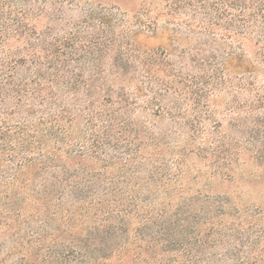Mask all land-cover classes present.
<instances>
[{"label":"trees","instance_id":"16d2710c","mask_svg":"<svg viewBox=\"0 0 264 264\" xmlns=\"http://www.w3.org/2000/svg\"><path fill=\"white\" fill-rule=\"evenodd\" d=\"M86 1L0 0V264H264V198L212 183L243 154L182 106L264 74V0Z\"/></svg>","mask_w":264,"mask_h":264},{"label":"rangeland","instance_id":"374dc122","mask_svg":"<svg viewBox=\"0 0 264 264\" xmlns=\"http://www.w3.org/2000/svg\"><path fill=\"white\" fill-rule=\"evenodd\" d=\"M79 1H81V4L76 3L79 4V6H72L70 9L69 6H65L62 12L64 19L60 24L70 22L71 25H68V27H70L74 22L80 23L81 12L89 9L90 4L86 0ZM101 1H103V3H112V0ZM127 1L128 5H124V8H126L129 13L138 9L140 0ZM128 19L129 16L125 18L127 21ZM137 43L143 49L145 46H149L150 48L156 46L155 41L144 38H140ZM251 51L252 47L250 48L249 45L245 44L242 49L236 52H242L244 58L248 59L250 56L249 52ZM206 57L210 59L209 54H207ZM185 62L186 68L182 70V76L188 75V81L192 75L204 79L203 75L205 73L202 74L204 69L198 68L197 65L191 67L187 60H185ZM206 70L207 69H205V71ZM223 80L225 82L224 87L220 91H215L214 102L210 101V98L204 95V93H202L203 96L201 98H198L196 94L191 95L186 93V100L182 105L183 108H185L186 120H198L201 122L203 128L199 137L206 138V136L209 135L216 136L224 141L225 145L223 150H227V152L230 153L232 150L237 149L239 154H243L239 162L240 165L235 170L234 174L236 177L242 178L243 180H240V183L244 184L236 182L234 184L225 185L219 182L218 179H214L212 183L216 193H221L223 191L232 193L241 192L247 200H253L256 197L264 198V171L262 167H257L251 161L243 162L245 161L243 158H246L258 148L262 147L264 142V105L261 106L257 101L258 95L264 94V74L259 73L255 80H252L248 74H238L235 76L225 75V79L223 78ZM252 83L253 85L251 86ZM200 94L201 93H198V95ZM195 100H198L200 105L199 107L197 106L198 108L194 109L195 105L192 104ZM152 119L158 122L161 120L156 117H152ZM158 125L164 130H175L174 126L170 125V122L166 120L160 121ZM174 137L178 138V135H174ZM174 137L173 139L176 140ZM197 144L199 145L196 146H202L199 141H197ZM191 161L192 165L194 163L201 168H206L210 165L206 160H200L196 157H193Z\"/></svg>","mask_w":264,"mask_h":264}]
</instances>
